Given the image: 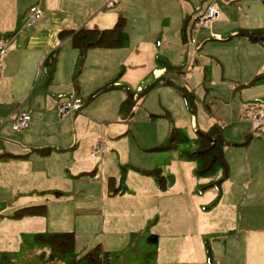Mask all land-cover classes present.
Segmentation results:
<instances>
[{
  "label": "crops",
  "instance_id": "crops-1",
  "mask_svg": "<svg viewBox=\"0 0 264 264\" xmlns=\"http://www.w3.org/2000/svg\"><path fill=\"white\" fill-rule=\"evenodd\" d=\"M249 2L31 0L27 3L26 9L37 5L42 16L29 31L23 34L14 31L13 37L18 40L8 45L0 75L3 76L0 84V254L14 250L15 243L21 240L33 238L38 243L35 236L42 230L45 233L71 232L74 243L79 235L85 240L87 236L100 238L101 244L110 238L115 223L126 220L117 217L121 203L114 200L119 191L109 185L110 180L112 177L114 183L119 175V161H127L129 124H134L133 128L135 124L142 126L140 119H144L143 110L131 121L123 118V102L130 95L135 101L133 104H137L139 99L131 92L132 88L138 92L149 79L168 76L164 70L167 66L165 55L176 63L172 49L181 47V38L188 37L195 18L208 5L218 8L220 16L211 23L212 29L197 32L199 39L196 37V41L207 35L220 41L225 32H232V37L238 35L236 25L241 24L238 21L240 8ZM121 17L124 32L120 45L88 47L83 57L72 46L70 34H62L65 30L75 31L81 27L111 28ZM231 22L235 24L232 27ZM230 41L235 45L241 42L236 38ZM241 48L240 53H243L245 49ZM52 57H55V64L50 70ZM46 63L48 66L44 67ZM166 81L169 79L165 78L163 83ZM168 89L173 99H178L176 91L173 92L172 87ZM74 98L80 100V111L70 112L65 120L56 119L59 105ZM145 105L155 111L153 105L146 102ZM253 109L251 116L260 110ZM21 110L29 113V125L20 131H15L12 124V131L7 129L5 124L11 122L9 118ZM98 141L104 142L106 150L102 155L92 156ZM35 148L48 151L41 154ZM159 196L162 212L168 211L170 216L172 212V216L180 218L181 211L177 209L180 201L170 205L161 194L154 195L146 190H141V200L122 193L120 197L129 199L133 205L123 212L141 213L152 203L156 206ZM34 204H45V212L13 217L18 208ZM157 222L151 229H156L155 239L163 246V231L157 227ZM168 224L178 223L169 221ZM163 225L169 227L165 222ZM6 239L10 240V245ZM11 244L13 249H10ZM110 244L113 248L123 244V240ZM174 257L157 256V261L147 264H177L174 262L179 259L174 261ZM228 257H231L229 264L239 260L225 256ZM242 259L244 264L253 262L246 256ZM183 260L189 261V258H180V262ZM197 263L203 264L201 259ZM222 264H226L225 261Z\"/></svg>",
  "mask_w": 264,
  "mask_h": 264
},
{
  "label": "rangeland",
  "instance_id": "rangeland-1",
  "mask_svg": "<svg viewBox=\"0 0 264 264\" xmlns=\"http://www.w3.org/2000/svg\"><path fill=\"white\" fill-rule=\"evenodd\" d=\"M29 1L0 0V47L16 43L14 31L23 34L37 22L25 25L29 8L37 6L26 9ZM215 5L219 8V2ZM238 21V31L263 28L262 0H250L240 8ZM231 33H223L220 41L208 35L196 41L198 33L188 31L181 47L172 49L176 63L165 55L168 76L149 79L138 92L131 89L139 100L130 111L125 109L123 118L131 121L143 110L144 119H140L142 126L129 124L126 132L128 158L119 161V175L113 183L119 191L114 202L121 203L117 217L126 220L115 223L110 238L101 244L100 238L87 236L85 240L79 235L73 250L56 255L48 244L25 239L16 242L9 253H1L0 264H147L157 261V256H175L177 264H198V259L203 264H229L231 257L225 256L238 257L233 264H244L242 256H246L253 259L251 264H264V139L250 119L253 108L264 111V77H256L264 68V46L260 40L240 34L232 37ZM235 38L241 40L237 45L230 41ZM165 78L169 81L163 83ZM171 87L178 99H173ZM144 98L157 112L144 107ZM58 115L56 119H61ZM11 122L5 126L12 131ZM218 137L219 152L204 162L203 149ZM141 190L161 194L170 205L180 201V218L162 212L160 196L156 206L152 203L141 213L123 212L133 205L120 195L132 194L141 200ZM169 221L178 224L171 226ZM156 222L163 231V246L155 239L156 229H151ZM164 222L169 227L164 228ZM121 240L123 244L110 246ZM89 251H94V261L84 257ZM180 258L189 261L180 262Z\"/></svg>",
  "mask_w": 264,
  "mask_h": 264
},
{
  "label": "trees",
  "instance_id": "trees-1",
  "mask_svg": "<svg viewBox=\"0 0 264 264\" xmlns=\"http://www.w3.org/2000/svg\"><path fill=\"white\" fill-rule=\"evenodd\" d=\"M264 5V0H262ZM124 32V19L121 17L117 20L115 25L111 28L106 29H96L90 27H81L75 31L73 30H65L62 32L64 36L69 35L71 36L72 46L76 48L80 52V56L83 57L85 50L88 47H95V46H118L121 43L122 37ZM237 34L244 35L250 40L258 41L260 40L264 46V27L263 28H253L248 30H240ZM51 65L49 66L50 70H53L55 64V57H52L50 60ZM256 77H264V68L263 71ZM133 99L131 96H127L125 101L123 102V108L129 109V111L134 107ZM127 112V111H126ZM210 138V137H209ZM221 140L218 138L212 139L211 147H206L203 149V160L204 162L209 156H212L214 159L217 152L220 149ZM161 147V146H159ZM208 150L207 152H205ZM35 151L44 154L48 151L46 148H35ZM202 153V151L200 152ZM204 155H206L204 157ZM202 156V155H201ZM209 169V168H207ZM109 185H113V180L111 177ZM114 193V192H111ZM45 212V204H34L29 206H23L18 208L15 212L13 217H22L25 215H37ZM35 240L41 244H48L53 254H64L65 252H69L74 249V235L71 232H62V233H45V234H37L35 236ZM99 250V247L98 249ZM51 254V255H53ZM95 255L94 251H89L85 254L84 257L93 256ZM103 256H107L105 253ZM91 260L94 261L93 257Z\"/></svg>",
  "mask_w": 264,
  "mask_h": 264
},
{
  "label": "built area",
  "instance_id": "built-area-1",
  "mask_svg": "<svg viewBox=\"0 0 264 264\" xmlns=\"http://www.w3.org/2000/svg\"><path fill=\"white\" fill-rule=\"evenodd\" d=\"M42 16V11L38 6L29 8L28 17L25 21L27 26H31ZM219 17L217 8L213 5H208L206 9L201 12L196 18L190 29L192 33H197L199 30L207 28L214 20ZM8 46L0 47V75L2 71V60L7 54ZM81 109L80 100L74 98L62 102L58 107V114L61 118L66 117L70 112H79ZM12 128L19 130L29 125L30 115L25 111H18L12 118ZM251 122L255 126V132L264 139V111L254 114L251 117ZM95 150L91 153L92 156L102 155L105 152V144L103 141H98Z\"/></svg>",
  "mask_w": 264,
  "mask_h": 264
}]
</instances>
